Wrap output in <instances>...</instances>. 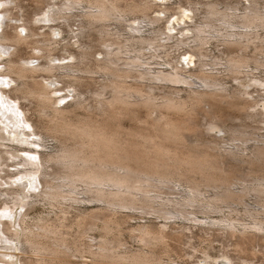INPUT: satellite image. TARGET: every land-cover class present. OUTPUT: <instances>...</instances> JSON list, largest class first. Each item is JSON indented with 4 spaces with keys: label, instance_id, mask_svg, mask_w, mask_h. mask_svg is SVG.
<instances>
[{
    "label": "bare ground",
    "instance_id": "6f19581e",
    "mask_svg": "<svg viewBox=\"0 0 264 264\" xmlns=\"http://www.w3.org/2000/svg\"><path fill=\"white\" fill-rule=\"evenodd\" d=\"M34 1L38 5L46 2V0ZM50 1L48 4H51ZM249 1V7L242 10L237 7L236 11L233 12H229L231 8H222L218 1L208 2L206 3L207 16L200 23L194 22V26H190L188 20L195 17V10L197 9L191 6L188 9L190 13H187V9L183 8V12H177V17L171 15L169 16L170 19L167 18L166 21L169 22L167 31L158 29L151 32L149 36L152 39L146 38V33L149 32L148 28L164 21L160 16L152 18L149 17V14H146L154 10L152 8L155 7V3L140 2L138 0L55 1L54 4L58 6V9L52 10L51 13L48 10L43 19L35 21L36 23H45L50 19L55 22L62 18L70 26L69 21H71L73 15L72 11L81 8L79 17H82L83 20L79 26L86 30L85 34L89 40L88 42H82V36L80 35L70 37L76 39L75 44L81 46L79 53L71 54L76 59L75 62H72L74 59L65 60V58L56 59L58 61H55V58H53L60 41L57 40L58 35L55 34L52 27L50 29L53 31L44 33H39L43 27L39 26V29L31 28V33L26 36L25 34L22 35L19 30L14 34L4 35L3 33L0 35V44H2L0 46V58L3 54L10 53L6 43L10 44L12 42L15 45H32L34 53L36 50L41 49L46 52L45 55L43 54L44 57L40 56L45 59L44 64L41 65L29 63L21 65L15 61H8L7 63V73L11 77H15L16 80L22 81L21 84L17 85L14 92L20 93L23 98L37 103V111L44 119L40 121L39 128L44 133H39L36 130H21L17 114L8 105L4 107L5 112L12 111L15 114V121H12L9 116H6L5 119L9 122L8 124H11V128L16 130V135L15 137H6L2 134L5 130L0 128V145L11 144L12 147L16 145L14 146L16 149H18V146L23 147L24 145L26 148L21 147L19 150L23 151L21 153L27 152L31 158L24 159L21 155L11 154L14 160L13 165L17 167V171L11 177H19L15 179V182L5 181L4 184L2 183L5 186H2L1 181L4 177L0 176V201L4 203V207L0 208V219L7 217L8 214H14L13 207L8 205L9 203H14L15 206L21 205L22 207L34 206L35 201H33V198L35 196H32L31 192L26 191L22 186L18 187L20 184L17 181L28 177L35 179L41 173V169H43L41 183L44 181L45 184V190L42 194L46 199L59 202L60 198L66 197L64 194H68L71 200L78 201L79 199L74 195L77 194L75 190L78 188V183H81L85 184V194L91 193L94 196L93 199L108 205L103 209L112 212L109 213V216L107 215V218L102 214L105 217H103L105 222L103 226L104 234L102 240L96 243L95 246L88 244L86 240V247L82 246L83 248H81L80 245L77 246L76 241H71L72 244H75V248H73L65 237L52 236L57 233L54 228L50 227L51 225L38 223L34 225L37 230L26 225L23 227L22 235L25 241L20 240L21 234L15 230L10 233L9 238L12 241L8 244L0 238V258H10L12 256L11 251L17 249L15 244L20 241L28 245L25 249L26 252L27 249H30V251L36 252L34 254L38 253L42 257L37 262H35L36 259L35 261L26 260L25 264L149 263L153 258V250L158 247L163 249L166 246L165 239L168 235L166 225L158 228L147 224L139 226L137 228L139 233L137 238L148 250L129 251L128 249L121 251L118 249L121 245L120 241L116 243L118 239L109 237L114 226L118 225L117 219L114 218L117 212L116 207L128 209L143 207L149 212L153 210V212L162 215L166 219L175 217L188 219L193 216L194 220L198 221L197 212L189 211L186 208L195 207L196 204L201 203L205 208L220 209L223 203L228 204L230 201H234L235 197L240 196L237 190L227 188L221 191V188L225 186V180L220 174L218 162L216 164L214 161V158L218 157V149L207 141L204 144L188 145L185 142V133L190 129L188 120H190L189 118L195 110L193 108L210 103L211 107L209 106V109L212 110V114L216 118H219L221 112L216 108L219 105L212 108L213 101L218 103L219 100H222L220 98L231 99L230 104L238 107V102L244 99V96L248 93V86L241 83L240 86H237L238 89L234 90L236 92L232 91L231 93V89L226 87L217 76L218 73L213 72L214 67L212 68V66L219 63H213L208 68L206 65L211 63L202 62L200 56L202 58L206 56L205 52H202L203 46L214 38L222 39L221 41L231 49H244L246 47L245 50L251 43L264 41V35L258 32L260 27L264 30V7L260 6L263 2L260 3L259 0ZM3 3H6V0H0V4ZM45 10L43 8L41 12H36L35 15L38 16L44 13ZM163 12L167 14L168 11L165 8ZM47 14L50 15L49 19H46ZM131 15H142L144 19H134V21H138V24H131L129 18ZM220 21H223L224 25H228L229 28L219 29L218 22ZM183 23L188 25V29L184 25L182 26ZM111 24H114L115 26L112 27L115 28H110ZM192 27L194 28L192 29ZM125 28H130V32H126ZM26 30L30 31L29 28ZM175 31L180 34L184 31H191V35L190 33H184L181 34L180 38H177L173 34ZM161 39H164L165 43L160 44ZM174 39L184 43L192 51L191 53L186 51L184 55L182 53L178 55V59L183 58V63L180 61L175 63L172 60L171 52L179 50L178 45L175 43L176 47H172V49L168 45ZM192 43L196 45L191 46ZM148 45H151L152 49H149L147 53L148 48L146 49V47ZM65 47L67 46L65 45ZM160 48H163L164 51ZM99 52H101L100 56L97 55ZM161 54L166 57V60L163 58V64L170 67L163 65L162 68H155L153 67L156 64L155 62L154 65L150 66L155 57H162ZM35 55L38 57L37 54ZM188 55L190 59H188ZM36 57L31 56V58ZM194 59H198L197 64H200L198 65L200 67L198 75H194L195 72L190 73L191 69H187L191 67V63H195ZM249 60L251 59L241 53L230 55L226 59V63L223 64L224 69L226 72H231V75L235 73L234 77H236V74L239 76L238 73L241 74L240 72L244 71L243 68L248 65ZM61 61H64V63H61ZM179 64H182V66L180 67ZM42 73L50 75V78H56L61 73V79L69 81L70 88L73 87L75 91H77V87L89 86L84 81L91 78H88L87 75H100L103 84L98 91L93 92L94 104L87 105L85 103V96H83L85 93L83 91L75 96L73 95L74 98L76 96L79 98L74 106L75 109L85 110L82 116L75 113L74 107L60 106V103H64V101L68 103L72 98L69 90L66 91L65 95L61 93L64 89L56 90L60 89L57 85L62 80H50L46 77L41 81L35 78ZM188 73H190V76ZM246 74L245 72L241 75ZM158 82L165 83L161 85L164 95H160V97L156 96L154 92L156 89L159 90L157 88L159 87ZM168 85H172L173 89L170 87L166 91ZM174 87L176 88L174 89ZM182 87H188V90ZM219 103L221 102L219 101ZM0 104L2 105V101H0ZM4 110L1 114L6 115L7 113L4 114ZM142 110L146 116H142ZM123 118L130 119L133 122L132 127L127 129L123 126L121 123ZM217 129L226 131L227 127L223 123L213 122L207 128L208 131ZM46 137L54 139L57 146L55 151L44 157L38 148L45 146ZM256 150L257 153L250 163L259 162L264 156L263 147H258ZM226 152L235 154L236 151L234 152L233 149L227 151L226 149ZM36 156L39 157V161H37ZM16 159L18 162H16ZM55 163L60 166L58 171H56L58 167L55 170ZM215 165H218L219 169ZM46 168L54 169L53 173L46 172ZM180 178L189 181L191 190L188 193H182L183 195L180 198H164L160 186L169 184L173 185L172 188H174ZM204 187H211L215 189V192L207 197ZM255 187L253 190L264 194V183ZM67 188L70 190H67ZM2 191H6V193H2ZM157 199L162 200V202L158 203ZM28 200L30 201L27 202ZM88 201H90V198H88ZM262 204L264 207V203ZM168 206L173 207L174 210L177 209L176 213L167 210ZM177 207H181V209L178 210ZM25 216L22 218L23 224H26ZM252 217L254 218L253 223L243 224L242 229H239L238 225L228 218H221L220 220L209 218L207 223L214 225L226 224L231 232H240L242 235H250L251 230L264 232V220L260 214L256 212L252 214ZM83 221L84 219H81L78 226H82L85 223ZM2 225L6 227L8 232L11 231L10 225L8 226L6 223ZM71 252H74V254L75 252H87L91 261L71 262L70 257L73 255ZM222 258L217 261L207 256V261L211 259L209 263L213 264H234L235 262L230 256ZM245 264L249 263L245 262Z\"/></svg>",
    "mask_w": 264,
    "mask_h": 264
},
{
    "label": "rangeland",
    "instance_id": "374dc122",
    "mask_svg": "<svg viewBox=\"0 0 264 264\" xmlns=\"http://www.w3.org/2000/svg\"><path fill=\"white\" fill-rule=\"evenodd\" d=\"M49 1L50 0H46L44 4L42 3L38 5L34 0H6V3L0 4V35H2L3 33L4 35L8 33L14 34L19 30L22 35L25 34L26 36L31 33V28L39 29L40 27H43L41 28L39 33L53 31L52 29H54L55 34L57 33L59 37H57V40L60 41V44L57 46V51L55 50L53 58H55V61H58L56 59L65 58V60L74 59L71 54L75 55L79 53V51L81 50V46L79 44H75L77 40L71 39L70 37H72L73 35H80L82 36V42H88L89 40L85 34L86 30L80 28L79 26L81 25V22L83 20L82 17H79L81 8L72 11L73 15L71 17V21H69V23L71 24L70 26H68L66 20H63L62 18L58 19V21L55 22L51 21L49 19V14H47L46 17V19H49L48 22L36 23L37 20H41L43 19V17H45V13L48 10L51 13L52 10L58 9V6L55 5L54 2H60V0L50 1L51 4H48ZM138 1H148L149 3H155V7L152 8L154 10L146 14H149V17L152 18H154V16H160L164 19V21L159 22L155 25H151L148 28L149 32L146 33L147 39H152L149 34H151V32H153L154 30L157 31L158 29H161L162 31H167L169 26V22L167 23L166 21L167 18L170 19L169 16L171 15L172 17H177L176 15L180 13V11L183 12V8L187 9V13H190L188 9H190L191 6H194L197 9L195 10V17H193V19L188 20L190 21V26H194V22L200 23L204 21V18L207 16L208 9L206 8V3L208 2L218 1L221 4L222 8H231L229 12L236 11L237 7L242 10L245 7L250 6L249 0H190V2L189 0ZM259 2H263L262 4H260V6L263 8L264 0H259ZM43 8L46 9L45 12L36 16V12H41ZM165 8L166 11H168L167 14L163 12ZM192 15H194V13H192ZM129 18L130 23H135L136 25L138 24V21H134V19H144L142 15H131ZM183 25L184 27H186V29H188V25H186V23H183L182 26ZM218 25L220 26L219 29L221 30H223L225 27L229 28L228 25H224L223 21L218 22ZM112 26L115 25L111 24L110 28H115ZM50 27H52V29H50ZM28 28L30 31L26 30ZM193 28L194 27H192V29ZM125 30L126 32H130V28H125ZM122 31H124V29H122ZM258 32L264 35V30H262L261 27L258 29ZM184 33H190L191 35V31H184L181 34ZM173 34L176 35L177 38L181 37V34L177 31H175ZM221 40L222 39L214 38L210 40L209 43L205 44L206 46H203L202 52H205L206 56H203V58L205 59L200 56L201 61L205 63H211L210 65H206L208 66V68H210L213 63H219L215 66H212V68L214 67L213 72H217L220 75L219 76L217 74V76L221 79V82L224 83L226 87L231 89V93L235 89H238L237 86H240V83L246 84L248 86V93L244 96V99H241L238 102V107H235V105L232 106V104H230L231 99L220 98L222 99L219 100L221 103H219V101L218 103H215L213 101L212 108L215 107V105H219L218 107L216 106V108L221 112H219V118L221 120L219 118H216L212 114V110L209 109L211 107L210 103H205L203 106L193 108L195 110L190 116V120H188V123L190 122L189 126L192 131L190 129L186 131L185 142L188 145H191L195 143L204 144L207 141L213 147L217 148V156H220L221 159L218 157L214 158L216 164L218 162L219 165H215V167L218 166L220 168L219 169L217 167L220 171V174L225 180V186L221 188V191L222 189L227 188L231 190H237L240 196L237 198L235 197L234 201H230L228 204L223 203L220 209L212 210L209 208H205V206L201 203L196 204L195 207L186 208L189 211L197 212L196 215L198 221L194 220L193 216L189 217L188 219H186L185 217H175L172 219H166L162 215L153 212V210L149 212L143 207L137 209L116 207L117 212L115 213L114 218L117 219L118 225L114 226L112 233L109 235V237H112L111 239H118L116 240V243L120 241L121 245H119L118 249L121 251H125L128 249L129 251L148 250L138 240L137 235L139 233L137 231V228L141 225L146 224L154 227L156 226L157 228L166 225V231L168 234V238L166 237L165 239L166 246H164L163 249H161L160 247L155 248L156 250H153V258L149 263L147 262L148 264H213L209 263L211 262V259H208L207 261V256H209V258H214L217 261L223 259L222 257L224 256H230L235 261L234 264H245V262L249 264L264 263V232L251 230L250 235H242L240 234V232H231L230 228L227 227L226 224L214 225L207 223L209 218L215 220H220L221 218H228L229 220L237 224L239 229H242L243 224L253 223L254 218L252 217V214H255L256 212L259 213L261 218H263L264 220V207L262 204L264 203V194L253 190V188H256V185L264 183V156L259 162H254V164L250 163L251 159L254 158L255 154L257 153L256 149L258 147L264 148V41H256L255 43H251L249 44V47H247V50H245L246 47L244 49H231L227 47V45L224 44ZM186 41H188V39H186ZM163 43H165V40L161 39L160 44ZM174 43L178 45L179 50L177 52H171L172 60L175 61V63H178V61L182 62L183 58L178 59V55L181 53L182 55H184L186 51H188V53H191L192 51H190L189 47H186L184 43H180V41H176V39L168 43V45H170V49H172V47H176ZM6 45H8L10 53H5L0 58V101H2V105L0 104L2 107H0V128L5 130L2 132V134L6 137H15L16 135V130L11 128V124H8L9 122L5 119L6 116H9L10 118H12V121H15V114H13L12 111L5 112L4 107L6 105L12 108L17 114L16 116L20 120L19 127L21 130H36L39 133H44V131L39 128L40 121H43L44 119L41 117V114L37 111V103L23 98L20 93L17 94L16 92H14L16 91L15 88L17 87V85L21 84L22 81L16 80L15 77H11L7 73V63L8 61H15L16 63H19L21 65L23 63L41 65L44 64L45 59H42L40 56L44 57L46 52L41 49L36 50V52L34 53L33 46L27 44L26 45L29 47L25 46V44L24 46L15 45L14 42L10 44L6 43ZM65 45L67 47H65ZM195 45V43L191 44V46ZM0 46H2V44H0ZM98 49L101 50L100 48ZM146 49V52L148 53L149 49H152V46L148 45ZM230 49L234 52L232 53ZM160 50L164 51L163 48H160ZM100 53L101 52H99V54L97 55L100 56ZM236 53L244 54L247 56V58L251 60L255 59L259 62H256L255 60H249V63L247 65L249 68H246V66L245 68H243L244 71L240 72L241 74H245V72L247 74L241 75L238 73L239 76H237L236 74V77H234L235 73H232L233 75H231V72H226L223 64L226 63V59H228L230 55H236ZM35 54H37L38 57H36ZM32 55L36 58H31ZM161 55L162 57H155L153 63H151L150 66L156 63L153 66L155 68H162L163 65L165 67H170L168 65L166 66V64H163L164 60H166V57L163 54ZM182 55H180V57H182ZM188 59H190L189 55ZM194 60L195 63H191V67L187 69H191L190 73L195 72L194 75H198L200 71V67L198 65L200 64H197L198 59ZM75 61L76 59L72 60V62ZM61 63H64V61H61ZM179 65L180 67L182 66V64ZM190 73H188L189 76ZM87 76L88 78H91L86 79L84 81L88 83L89 86L77 87V91H75L73 87L70 88L71 84L69 81H66V79H61V73L58 74V77L56 78H50V75L44 73L37 75L35 78L41 81L44 80L46 77L50 78V80H62L57 85L60 89L56 90L64 89L62 90L63 92L61 91L62 95H65L67 93L66 91L69 90L72 98L69 100L68 103L64 101L66 105H64V103H60V106L74 107L75 104L78 102L79 98L77 96L74 98L73 95L75 96L76 94L83 91L85 93L83 95L85 96V103L87 105L94 104L95 97L93 95V92L98 91V89L102 87L101 85L103 84V79L100 77V75L95 74ZM246 76L248 77L246 78ZM90 81L92 84L90 83ZM254 82L256 83L253 84ZM158 84L159 87L157 88L159 90L156 89L154 90V92L156 96L160 97V95H164V93H162L163 87H161V85H164L165 83L158 82ZM168 86L169 87L166 88V91H168L170 87H172V85ZM175 88L176 87H174V89ZM182 88L188 90V87ZM3 110L4 114L7 113L6 115L1 114ZM73 110H75V113L77 115L79 113V115L83 116V111L85 113V110H81V108L75 109L74 107ZM141 112H143V110ZM142 116H146V114H144L143 112ZM213 122L225 124L227 127L226 131H219L218 129L208 131V125ZM121 123L127 129H129L133 125V122L128 118H123V120H121ZM244 133L246 134L244 135ZM45 142V146L38 148L39 152L44 157L47 156L50 152L55 151V147L57 146V142L51 137H46ZM14 146L16 145H13V147L11 146V144L0 145V176L4 177V179H2L1 181V184H4L5 181L15 182V179L19 177H11L17 171V167H14L13 165L14 160L11 156L12 153L21 155L24 159L31 158L28 156L27 152L21 153L23 151L19 149L22 146L19 147L17 145L18 149H16ZM23 147L26 148V146L24 145ZM226 149L227 151L229 149H233V151L236 152L235 154H228V152H226ZM36 158L37 161H39V157L36 156ZM16 162H18V160ZM54 165L55 170L58 167V169L56 170L58 171L60 169V166L56 163ZM45 171L48 173H53L54 169L46 168ZM42 172L43 169H41V173ZM41 173H39V175L35 179H33L32 177L24 178L23 180L18 179L17 182L18 184H20L18 185V187L22 186V188H25L26 191H30L31 195L35 196V198H33V201H35V203L33 204L34 206L32 205L33 207H22L21 205L15 206L14 203L8 204L13 207L14 214H8L7 217L0 219L1 240L7 242V244L11 242L12 239L9 238L10 233H13L15 230L21 234L20 240L25 241L22 235V230L25 225L34 228V225L38 223H45L48 226L51 225L50 227L54 228V230L56 231L57 234L52 235L53 237H65L69 241V243H71L73 248H75V244H72L71 241H76L77 246L80 245L81 248L86 247L85 243L87 244V242L88 244L90 243L91 245L95 246L96 243H98L103 238V226L105 223L103 217L105 216L107 218L112 213L111 211L103 209V207H107L108 205L103 202H99L96 199H93L94 196L91 193L85 194V184L81 183H78V188L75 190L77 194L74 195L79 199L78 201L71 200L68 194H64L66 197L60 198L59 202L48 200L42 194L45 190V184L44 181H42L41 183V180L43 179ZM179 180L180 181L176 183L177 185L174 186V188H172L173 185L169 184L160 186L164 198H180L181 195L188 193L191 190V185L190 183H188L189 181H186L185 178H180ZM3 184L2 186H5ZM248 188L250 189L247 191ZM203 189L206 192L207 197L211 196V194L215 192V189L211 187H204ZM67 190L70 189L67 188ZM3 192L6 193V191H2V193ZM88 198H90V201H88ZM29 201L30 200H28L27 202ZM156 201H158V203L162 202V200L159 199H157ZM2 207H4V203L0 201V208L2 209ZM168 209L170 212L176 213L177 211V209L174 210V208L171 206H168L167 210ZM179 209H181V207H179L178 210ZM23 216H25L26 224L22 223ZM84 216L86 219L84 218ZM81 219H84L83 222L85 223L82 226H78V223L81 221ZM3 223H6L8 224V226H11L10 232H8L6 230V227L2 225ZM34 229L37 230L36 228ZM15 245H17V249L11 251L12 256H10V258H0V264H25L29 260L35 261L36 259L35 262H37V260H40L42 258L38 253L34 254L36 252L30 251V249H27L26 252L25 249L28 247L27 244H23L18 241V243ZM71 253L73 254L70 257L71 262L79 263L82 261H91L90 255L87 252H75V254L74 252ZM253 253L254 255H256L254 256ZM102 264L110 263L104 262Z\"/></svg>",
    "mask_w": 264,
    "mask_h": 264
}]
</instances>
